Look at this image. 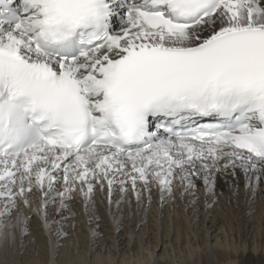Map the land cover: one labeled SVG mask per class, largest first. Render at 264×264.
<instances>
[{"label": "snow or ice", "instance_id": "snow-or-ice-1", "mask_svg": "<svg viewBox=\"0 0 264 264\" xmlns=\"http://www.w3.org/2000/svg\"><path fill=\"white\" fill-rule=\"evenodd\" d=\"M221 172L264 182V0H0L5 242L36 191L47 223L57 197Z\"/></svg>", "mask_w": 264, "mask_h": 264}, {"label": "bare ground", "instance_id": "bare-ground-1", "mask_svg": "<svg viewBox=\"0 0 264 264\" xmlns=\"http://www.w3.org/2000/svg\"><path fill=\"white\" fill-rule=\"evenodd\" d=\"M245 184L246 178L243 174L233 177L228 173L221 172L216 173L214 193H209L207 191L203 181H197V187L195 189L185 191L184 188L180 186L179 178H177L174 181V188L171 195L161 193L160 189L153 183L147 187L150 189V191L148 190L149 193L147 197V191H144L142 188L144 187L143 183L139 182L138 190L141 192L139 200L135 192L131 190V186L128 187L129 191L127 193L121 192L120 189L117 191L118 188L113 187L112 196L117 194L118 196L115 199L112 197L113 201L111 204H113V207L110 214L111 219L107 221L110 227L109 231H112L113 234L105 237L102 241L100 240L101 242L99 244L96 238L93 239V236L96 237L97 234H101V231H97L96 228L98 225H100V227L104 225L100 222L101 216L98 214L103 211L106 215V219H108L107 213L110 198L107 186L105 185L102 193L100 188L96 189L85 210L83 208L86 199H83L81 196L79 198L82 199V201L76 204L75 202L73 204L67 203L63 199L64 206L61 205V198L57 197L59 200H55L54 204H59L56 206L54 214L47 219V223H45L43 215L38 214L43 221L39 223L43 227V235L47 234L48 238L44 240L40 239L36 242L37 244L42 242L48 259H46V261L40 259H33L31 261L29 258L35 256L30 254V252L28 254L23 253L22 249H27V245L22 243L23 240L17 228L14 229L16 232V240L14 243L11 240L5 242L3 235L0 234V264H11L8 263V260L12 261L13 258L16 260V258L19 257L25 258L26 264H89L88 258L84 252H80L78 257H72L69 256L70 252L66 251V253H64L67 255L66 257L56 259L55 255L59 253L56 248L58 245L57 238H60V236L64 234V230H61L62 232L58 235L53 234L54 232L52 233L51 230H49L48 226L55 215H57L56 225L59 229L65 227V225H71L70 231L68 232H75L74 237L76 238H74V248H76L77 243L81 240L85 252L89 253L88 245L91 240V256L94 257H91L90 262L93 264H180L181 260L177 259L180 257L172 255V250L173 252L176 251L175 249L177 247L175 248V246L179 245H181V248L185 247L186 250L189 251V257L195 259V264H217L220 258L228 259L233 255L239 256L240 258L247 256L252 259L261 253L258 249L259 247L251 242L252 238L255 240L254 237H256V235L254 234L252 238L249 239L247 237L251 227L252 229L255 228L251 225L252 218H250L249 214L257 213V217H254V219H256L260 228L264 227V182H261L259 187L254 191L246 188ZM153 189L155 192H152ZM102 195L105 196V201L103 202ZM31 199L33 202L32 209L27 211V209L22 206L26 215H29L31 212L36 213L34 208L36 204L40 203V193L38 191L34 192ZM120 200H122L124 205H118V201ZM147 202L152 204L155 209L153 219L150 221L146 219L147 215L143 214L144 210L147 208ZM100 203L104 205L102 208H100ZM50 205L51 203L47 206L48 209L46 211L48 213L51 210V208H49ZM116 205L118 206L116 207ZM60 206L61 210L68 209L69 211L65 214L61 213ZM161 206L164 213H162V217L159 218L158 215ZM137 207L138 210H136ZM163 208H165V211ZM210 208H214L212 212L216 213L215 216L211 217L212 212H210L211 210L209 211ZM130 210L135 216H137V211L138 213L140 211V216L133 217L132 214L129 215ZM124 211H126L127 216L121 217ZM68 214L70 218H72L71 221H65ZM231 214L234 218L240 214H244L245 216L242 225L239 226L240 228L242 227V232L245 233L243 239L241 237L242 235L240 236L239 234L236 238V236L232 235V232V234L224 233L222 236L209 235L216 227L217 221L223 222L226 220L227 222H232L230 226L234 228V218ZM78 215L81 216L77 217ZM199 216H202L201 225L198 224L200 220ZM133 220H135L136 226L144 225L148 221L147 226H144L143 233H141V235L139 234V236L134 233L135 231H133V228H128L131 226ZM205 220H208L211 225L206 227L204 223ZM74 222L76 225H74ZM79 228L82 230L84 229V233L78 232ZM123 228L124 233L121 234L119 230ZM10 230L13 229H0V233ZM204 233L206 236L203 235ZM252 233H254V231H252ZM258 233V235L262 234L260 229ZM134 236L138 237L134 238ZM240 244L242 245L239 246ZM170 245L173 249L168 248ZM33 247H35V245H33ZM158 247H160V249H158ZM98 248H100V251ZM157 252H161V254H157ZM13 264H16V261H14Z\"/></svg>", "mask_w": 264, "mask_h": 264}, {"label": "rangeland", "instance_id": "rangeland-1", "mask_svg": "<svg viewBox=\"0 0 264 264\" xmlns=\"http://www.w3.org/2000/svg\"><path fill=\"white\" fill-rule=\"evenodd\" d=\"M58 186L62 190L63 181H60ZM129 186H130V183H129L128 187ZM114 187H117L118 188L117 191L120 189V185L119 184H116ZM97 188L99 189V187H97ZM142 188L144 189V191H147L146 193H147V197H148V193H149L150 189H148L145 186L142 187ZM103 189H100L101 190V193L103 192ZM154 189H155V187H154ZM154 189H153L152 192H155L156 189L155 190ZM80 196L83 197L82 194L73 193L70 199H64V200L67 203H72L73 204L75 202V204H76V203H80L82 201V199L79 198ZM102 196H103L102 197V202H103V201H105V196L104 195H102ZM117 196H118V194L117 195H114V196H112V194H111V198L109 199L110 201H109V204H108V213H107L108 219H106V215H105V213L103 211H101L98 214V215L101 216V218H100L101 221L100 222L102 224H104L103 227L102 226L100 227V225H98L97 228H96L97 231H101V234H97L96 237L93 236V239L96 238V240L98 241V244L102 241V239H104L105 237H108V236H110V235L113 234L112 231H109L110 230V227L108 226L107 221L111 219L110 218V214H111V209L113 207V204H111L112 201H113L112 200V197L115 199ZM83 199H84V197H83ZM56 200L58 201L59 198H56ZM89 202H90V200H86V203H85L84 208H83L84 210L87 208ZM118 203H117L118 205H121V204L124 205V203H122V200L118 201ZM58 204L59 203H57V204L51 203V205L49 206V208H51V210L48 213V219L54 214V211H56V206H58ZM118 205H116V207ZM100 206H101L100 208H102V206H104L103 203H100ZM166 206H168V205H166ZM23 207L26 208L27 211H29V209L26 206H23ZM146 207L147 208L144 210L145 213L143 212V214H146L147 215V218L146 219L150 221V220L153 219V216H154L153 214L155 212V209L153 208L152 204H150L149 202H147ZM161 208H162V206L160 207V213L158 215L159 218H161L162 217V213H164ZM47 209H48V207H47ZM163 209L165 211V208H163ZM136 210H138V207H137ZM213 210H214V208H210L209 209L210 212H212ZM60 211H61V213H64L65 214L69 210L68 209L61 210V206H60ZM131 214H132L133 217H137V216H140V211H139V213L137 211V216H135V214L130 210L129 211V215H131ZM215 215H216V213H213L212 212L211 217L212 216H215ZM27 216L29 217V219H28L29 234L28 235H25V236H21V239L23 240L22 243L23 244L25 243L27 245V249H25V250H24V248L22 249L23 250V253L24 254H26V253L28 254L30 252V254H33L35 257L29 258L31 261L33 259H40V260L46 261V259H48V256L45 253V248L43 247L42 242H39L38 244L36 242L37 240H40V239H43L44 240L45 238L46 239L48 238L47 237V234H44L43 235V232H44V231H42L43 227L39 224L40 221L41 222H43V221L41 220V217H39V215L37 213H34V212L29 213V215H27ZM79 216H81V215H78L77 217H79ZM126 216H127V213H126V211H124L122 213L121 217H126ZM231 216H233V215L231 214ZM249 216H250V218H252L251 219V223H252L251 225L253 227H255V228L252 229V227H251V229H252V231H254V233H252V231L250 229V233H249V235L247 237L249 239V238H252V236L254 234L256 235V237H254L255 240L252 238L251 242H253L256 246L259 247L258 249L260 250V253L261 254L258 255V256H256V257H254V258H252V259L249 258V257H247V256H245L243 258H240L239 256L233 255L232 257H229L228 259L220 258L218 260L217 264H264V229H263L264 227H261L262 228L261 229L259 227V224L256 222V219H254V217L255 218L257 217V213H250ZM56 217H57V215H55L53 217V219L51 220L50 225L48 226L49 230H51L52 233L54 232L53 234H55V235L56 234L57 235L60 234L64 230L63 232L65 234V235L64 234L61 235L60 238H57L58 245L56 246V248L59 251V253L57 255H55L56 259L66 257L67 255L64 254V253H66V251H69L70 252L69 253V256H72V257H78L79 256L78 254H80V252H84L85 255L88 258L89 264H93V263L90 262L91 257L92 258L94 257V256H91L92 255V253H91V246H92L91 240H90V243L88 245L89 246V253L85 252V248L83 247V243H82L81 240L79 241V243H77L76 248H74L73 247V243H74V238H76V237H74V233L75 232L74 231L73 232H68V231H70L71 225L68 224V226L65 225V227H62V228L59 229V227H57V225H56V222H57ZM233 218H234V216H233ZM183 219H184V217H183ZM199 219L200 220L198 221V224L201 225V223H202V216H199ZM244 219H245L244 214L237 215L236 218H234V223H233V224H235L234 225V228L230 226L232 222H227L226 220H224L223 222L222 221H219V222L217 221L216 222V227L211 231V234H209V235H212V236H215V235L222 236V235H224V233H226V234L227 233L228 234H232L233 233L232 235L236 236V238L238 237V234L240 236L242 235L241 237L243 239V236L245 235V233L242 232L243 229H242V227L240 228L239 226L242 225V222H243ZM66 220L67 221H71L72 220V218H70V215L69 214L66 216L65 221ZM147 222L144 225H141V226L138 225V226H136L135 220H133L132 223H131V226L128 227V228L129 229H132L133 228V231H135L134 233H136V235L139 236V234L141 235V233H143L144 226H147V224H148ZM204 223H205V226L206 227H208V226L211 225L208 222V220H205ZM74 225H76L75 222H74ZM80 225H81V222H80ZM76 228H78V227H76ZM259 229L261 230V233H262V234L260 233L261 235H258L259 234L258 233V230ZM84 231L85 230L84 229L82 230L81 228H79V230H78V232H81V233L82 232L84 233ZM125 231H126V229H125ZM119 232L121 234H123L124 233V228L121 229V230H119ZM203 235H205V233ZM138 236H134V238H136ZM258 238H260V239H258ZM132 244H133V242H132ZM33 245H35V247H33ZM241 245L242 244H240L239 246H241ZM168 248L169 249L170 248L173 249V247L171 245L168 246ZM175 248H176L175 250L177 252L176 251L173 252V250H172V255L173 256L177 255V256L180 257V258H177V259H180L181 260V263L180 264H195V259H191V257H189L190 256V254L188 253L189 251H187L185 247L181 248V245H179V246H175ZM99 249L100 248H98V250ZM158 249H160V247H158ZM161 252H157V254H161ZM27 257H28V255H27ZM14 261H16V264H26L25 258H21V257L16 258V260L13 258L12 261L8 260V263L13 264Z\"/></svg>", "mask_w": 264, "mask_h": 264}]
</instances>
